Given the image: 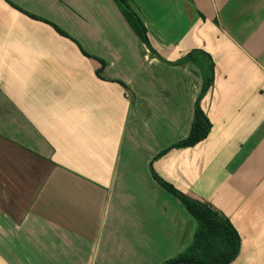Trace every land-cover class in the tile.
Here are the masks:
<instances>
[{"label": "crops", "instance_id": "crops-1", "mask_svg": "<svg viewBox=\"0 0 264 264\" xmlns=\"http://www.w3.org/2000/svg\"><path fill=\"white\" fill-rule=\"evenodd\" d=\"M130 4L163 61L112 0H0V264L184 252L195 220L150 163L231 223L229 264H264V0ZM192 50L213 63L210 130L154 159L189 133L201 76L174 62Z\"/></svg>", "mask_w": 264, "mask_h": 264}, {"label": "trees", "instance_id": "trees-1", "mask_svg": "<svg viewBox=\"0 0 264 264\" xmlns=\"http://www.w3.org/2000/svg\"><path fill=\"white\" fill-rule=\"evenodd\" d=\"M112 1L147 50L159 60L163 61V59L151 47L147 38L146 29L132 8L130 0ZM29 16L33 17L32 15ZM54 27L59 33L64 35L56 26ZM82 52L84 55L89 56L83 50ZM99 62L101 66H103V62ZM184 63L193 64L199 70L201 76V87L194 103L189 133L186 138L163 149L154 157V159L160 157L170 149L187 148L196 145L207 136L211 127L210 122L205 113L201 110L199 103L207 89L212 85L213 63L208 54L201 50H192L183 58L174 62L176 65ZM96 73L100 76V71H96ZM114 81L125 88V85L122 82L118 80ZM149 167L154 180L164 190L180 201L196 223L189 247L179 255L168 258L159 264H229L237 256L240 242L239 235L231 223L217 211L213 210L207 203L192 199L176 190L171 184L155 174L151 163Z\"/></svg>", "mask_w": 264, "mask_h": 264}, {"label": "rangeland", "instance_id": "rangeland-1", "mask_svg": "<svg viewBox=\"0 0 264 264\" xmlns=\"http://www.w3.org/2000/svg\"><path fill=\"white\" fill-rule=\"evenodd\" d=\"M120 11V10H119ZM121 13V12H120ZM122 15V14H121Z\"/></svg>", "mask_w": 264, "mask_h": 264}]
</instances>
